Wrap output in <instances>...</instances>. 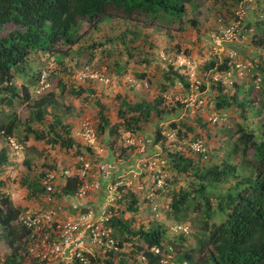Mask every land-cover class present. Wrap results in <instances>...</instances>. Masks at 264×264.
<instances>
[{
    "label": "rangeland",
    "instance_id": "374dc122",
    "mask_svg": "<svg viewBox=\"0 0 264 264\" xmlns=\"http://www.w3.org/2000/svg\"><path fill=\"white\" fill-rule=\"evenodd\" d=\"M262 1L191 0L181 23L162 17L146 19L136 16L131 20L117 15L101 23L97 31L84 36L78 44L67 50V55L31 53L27 59L26 72L15 71L13 83L18 92L23 86L29 89V103L53 93L55 105L47 108L42 123H30V110L24 102L15 99L11 106L0 103V126L4 127L8 117L13 114L19 121L11 135L0 133V151L4 150L7 158L0 166V196H5L20 214L43 208L45 205L40 195L31 196L28 186H39L41 177L51 170H70L76 175L80 168L79 154L75 148L64 149L59 145L35 140L26 128L47 132L52 122L51 116L56 115L70 127L75 145L81 146L78 133L81 124L88 121L96 130L97 148L89 151L85 149L86 152L81 149V154L90 165V175L97 176L99 161L115 163L116 173L112 183L121 196L115 202L116 215L134 220V227L142 225L147 229L152 224L162 226L166 239L162 250L164 255L172 257L167 260L168 263L176 264L184 253H190L191 264H205V255L210 248L198 252L199 241L204 239L203 206L199 211H189L186 215H175L170 210L172 195L180 189L190 190L192 185H196V179L192 176H178L172 171L168 155L182 149L200 170L212 166L221 167L223 162L235 167V174L239 175L237 179L230 177L211 190L209 198L214 208L217 207L218 196L232 190L235 181L250 172V169L242 168L241 165L251 160L252 150L243 156L237 129L244 126L257 139L264 132V73H261L264 66V4L257 5ZM248 11L253 14L257 12L253 17L259 20L248 24V27L254 28L251 32L244 31L247 28L245 17ZM192 20L196 22V27L189 24ZM83 27L87 29L86 25ZM227 30L232 32L235 39L246 33L249 35L248 40H241L243 46L233 44L235 40L222 41L218 45V40L221 41ZM261 41L263 46L255 44ZM230 54L234 55L232 59L229 58ZM225 59L231 62L229 74H220L206 68V64L211 61L220 64ZM236 63L242 65L240 69L234 68ZM169 67L183 76L188 88L173 77V83L163 80ZM42 70L48 73L49 88L45 90H41L37 78ZM96 73L106 76L108 83L90 77ZM80 75L85 78L80 79ZM217 81L222 83L227 95L237 93L239 100L246 105L244 113L235 107L220 112L214 110L216 90L211 86L215 87ZM203 85L204 90H201ZM80 89L86 92L80 94ZM160 98L163 99L161 108L166 111L173 108L178 111V116L171 114L167 121L162 122L153 116L150 121L141 124L140 131L132 133L124 130L122 119L117 116L122 99L131 103H152ZM196 101H202L200 107H197ZM97 103L103 106L110 125L104 134L97 131L100 110ZM214 114H224L226 118L212 123L210 119ZM172 124L176 128H172ZM184 127L191 128V132L179 138L177 129L184 132ZM156 131L161 133L164 142L154 145ZM197 138L204 142L207 161H202L191 152L190 145ZM132 140L133 145L129 144ZM146 140L149 142L146 143ZM160 173L166 175L164 189L153 185ZM61 181L57 191L66 184ZM99 181L102 184L101 191L93 194L102 204L104 181ZM128 183H131L130 186ZM142 183L147 189L138 193L136 187ZM130 193L138 201L137 212L134 214L126 210L129 198L123 199V195ZM63 205L65 215L73 217L75 212L71 207L65 203ZM153 207L156 209L153 210ZM224 220V214L216 213L208 226L219 225ZM14 226L18 227L16 222ZM178 227L186 232L182 234ZM111 235L117 243L119 234L112 232ZM17 246L23 264H26V239H22ZM136 246H142V242L136 240L133 245H123L116 251L100 249L96 264H105V261L122 264V260L126 264H134L132 257H137ZM132 251L133 256L130 257ZM9 253L11 249L6 239L1 237L0 230V258ZM164 255L159 257L160 263Z\"/></svg>",
    "mask_w": 264,
    "mask_h": 264
},
{
    "label": "trees",
    "instance_id": "16d2710c",
    "mask_svg": "<svg viewBox=\"0 0 264 264\" xmlns=\"http://www.w3.org/2000/svg\"><path fill=\"white\" fill-rule=\"evenodd\" d=\"M190 3L191 0H0V103L11 106L13 100L19 99L30 110L28 122L42 123L47 114V108L55 105L54 94H46L29 103L31 102L29 89L23 86L19 93L13 83L15 71L26 72L27 59L31 53L67 55V50L78 44L84 36L97 31L101 23L117 15L131 20L136 16L146 19L162 17L172 21L178 20L181 23ZM190 22L192 27H196L194 20ZM83 25H86L87 29ZM63 48H67L65 52L62 51ZM206 68L226 74L230 72L231 66L229 59H225L220 64L211 61L206 64ZM262 70L263 74L264 66ZM39 77L40 74L37 78ZM172 77L188 88L183 76L169 67L163 80L173 83ZM211 88L216 90L214 97L216 112L235 107L244 113L246 105L239 100L237 93L227 95L220 81ZM201 90H204V85L201 86ZM83 92L86 90L80 89L79 93ZM162 103V98L155 99L152 103L146 101L131 103L122 99L117 116L122 119V126L126 132L135 133L140 131L143 122L150 121L153 116L160 122L167 121L171 114L178 116V111L173 108L169 111L162 109ZM97 105L100 108L97 131L104 134L110 125L104 115L103 106L99 103ZM51 119L47 132L30 131L29 127L26 129L35 140L59 145L64 149L75 148L76 153L80 155L85 149L75 145L70 127L56 115H52ZM18 124L17 116L10 115L6 125L0 126V133L11 135ZM171 127L176 128V125L172 124ZM184 128V132L177 129L179 138L191 132V128ZM237 132H239L237 136L242 146L243 156L250 149L252 150L251 160L241 165L242 168L250 169V172L236 180L232 190L218 196L216 208L212 205L209 194L217 184H222L230 177L236 179L239 177L235 174V167L223 162L221 167L212 166L206 170H200L195 161L182 149L168 155L169 167L172 171L174 170L178 176H192L196 179V185H192L190 190L180 189L172 195L170 210L175 215H186L189 211H199L203 206L204 239L199 241L198 252L204 248H210L205 255L207 256L205 264H264V132L260 139H257L254 133L248 132L244 126H239ZM153 139L154 145L164 142L159 131L154 133ZM86 150L89 151V149ZM6 160L5 151L1 150L0 166ZM78 183V178H68L66 184L57 191V197L74 195ZM28 189L33 197L43 193L40 185L36 188L28 186ZM127 197L129 200L126 203V210L134 214L137 212L138 201L131 193L123 195L124 200H127ZM216 213L224 214L225 220L219 225L211 224L209 227V221ZM19 214V210L13 208L12 203L5 196H0L1 237L6 239L11 249V253L0 258V264H23L17 243L19 244L28 232L19 226V228L14 226ZM133 224L134 220L118 216L108 223V228L120 236L117 247L133 245L136 240H139L142 246H136L137 257L133 256V251L129 255L133 256L132 262L161 264L160 258L154 254L153 250L164 248L166 239L163 227L152 224L145 229L142 225L134 227ZM184 259L191 261V254L184 253L178 258L179 262ZM121 262L126 264L123 260ZM105 264L114 263L105 261Z\"/></svg>",
    "mask_w": 264,
    "mask_h": 264
},
{
    "label": "built area",
    "instance_id": "2783aa9c",
    "mask_svg": "<svg viewBox=\"0 0 264 264\" xmlns=\"http://www.w3.org/2000/svg\"><path fill=\"white\" fill-rule=\"evenodd\" d=\"M229 30L223 35L221 41L218 40V45L222 41L235 40ZM233 56L230 55V59ZM241 66V64L236 63L234 68L240 69ZM90 77L103 83H108L109 81L103 74L98 75L96 73ZM83 78L85 76L80 75V79ZM47 79L48 73L42 70L39 77L41 90L49 88ZM201 104L202 101H198L197 107H200ZM225 118L224 114H214L210 120L212 123H216L217 121L225 120ZM78 136L80 137L82 148L94 150L97 148V133L88 121H84L81 124ZM147 142L149 141L146 140ZM129 144L133 145L134 141H129ZM143 144V147H145V143ZM190 149L202 161L208 160L204 142L201 138L195 139L190 145ZM100 151L102 150L100 149ZM78 163H80V168L76 175L70 170L57 169L47 171L39 182L43 191L42 195H40V200L45 206L35 212H27L18 216L17 225L28 232V235L24 238L27 244L25 252L26 264H96L98 250L116 251L118 249L117 243L112 238V231L108 228V223L117 217L115 202L121 198L118 195L117 188H114L112 183L113 176L116 173L115 163L112 161H99L97 176L90 175V165L84 155H79ZM72 177L78 178L79 181L76 193L72 196L57 197L56 188L61 185V180L65 184L66 180ZM165 178L166 175L160 173L154 179L153 185L158 189H164ZM100 179L104 181V199L102 204H98L100 206L96 207V211H94L93 208L84 206V200L89 197V194L100 193L102 187ZM130 184L128 183V186ZM146 189L147 187L143 183L136 187L138 193H142ZM151 200L150 202H152ZM63 203L69 205L75 212L73 217L65 215ZM155 209L156 207H153V210ZM182 227H178V230L181 233L186 232ZM153 252L158 257L164 255L163 250L160 248H155ZM169 258L171 260L172 257L164 255L161 263L175 264L173 262L168 263L167 260ZM176 264L191 263L188 260H183Z\"/></svg>",
    "mask_w": 264,
    "mask_h": 264
},
{
    "label": "crops",
    "instance_id": "0c3cea01",
    "mask_svg": "<svg viewBox=\"0 0 264 264\" xmlns=\"http://www.w3.org/2000/svg\"><path fill=\"white\" fill-rule=\"evenodd\" d=\"M262 4H264V0L262 1V2H260V3H257V5H262ZM255 14H257V12H255ZM255 14H253V13H251L250 11H248V15L245 17V26H247V28H244V31H247V32H251V31H253L254 30V28L253 29H251L250 27H248L249 25V23L251 22V24L253 23V22H255V21H258L259 22V20L257 19V17H253V16H255ZM259 26V25H258ZM235 28H237V27H235ZM258 27L256 26L255 27V29H257ZM239 31V33H242V31L241 30H238ZM242 34H244V35H242ZM241 35L243 36V37H239V38H236L235 39V41H233L232 43L233 44H235V45H239V46H243L244 45V42L243 41H241L242 39H247V37L249 36L248 34H246V33H242ZM248 40V39H247ZM250 43H251V41H250ZM243 44V45H242ZM255 44H257V45H259V44H263V42L261 41V42H258V43H255ZM263 46V45H262ZM258 47V46H257ZM231 54H233V53H231ZM230 54V55H231ZM100 203V200L98 199V197H96V198H94V194L92 193L88 198H86L85 200H84V206H87V207H90V208H93V210L94 211H96V207L98 206V204Z\"/></svg>",
    "mask_w": 264,
    "mask_h": 264
},
{
    "label": "clouds",
    "instance_id": "9594fccd",
    "mask_svg": "<svg viewBox=\"0 0 264 264\" xmlns=\"http://www.w3.org/2000/svg\"><path fill=\"white\" fill-rule=\"evenodd\" d=\"M231 42V41H230ZM230 58V57H229ZM229 65L231 66V62L229 61ZM232 67V66H231ZM229 73V72H228ZM228 73H226V74H228ZM148 141V140H147ZM40 185V184H39ZM20 215V214H19ZM16 224H17V220H16ZM183 234V233H182ZM184 260H186V259H184ZM183 261V260H182ZM189 261V260H188ZM181 262V261H180Z\"/></svg>",
    "mask_w": 264,
    "mask_h": 264
}]
</instances>
